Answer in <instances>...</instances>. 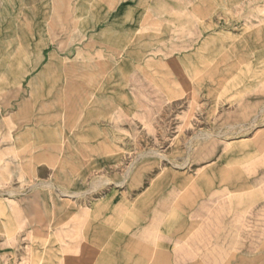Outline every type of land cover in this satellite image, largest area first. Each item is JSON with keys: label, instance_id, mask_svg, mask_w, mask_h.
Instances as JSON below:
<instances>
[{"label": "rangeland", "instance_id": "rangeland-1", "mask_svg": "<svg viewBox=\"0 0 264 264\" xmlns=\"http://www.w3.org/2000/svg\"><path fill=\"white\" fill-rule=\"evenodd\" d=\"M0 264H264V0H0Z\"/></svg>", "mask_w": 264, "mask_h": 264}, {"label": "crops", "instance_id": "crops-1", "mask_svg": "<svg viewBox=\"0 0 264 264\" xmlns=\"http://www.w3.org/2000/svg\"><path fill=\"white\" fill-rule=\"evenodd\" d=\"M217 6L224 7L225 6V3L217 4ZM239 185H241V184H233V185H229V186L235 187V186H239ZM226 193H228V191ZM141 204H143L145 206V205H147V201H145V202L144 201H141ZM110 207H111L110 199H109L108 196H106L102 201H99L97 203H94L92 205L91 211L94 212V214L96 216H98V217H100V216L102 217L104 215L107 216V214L109 213ZM102 211H104V213H102ZM102 231H105L106 232V230H102Z\"/></svg>", "mask_w": 264, "mask_h": 264}]
</instances>
